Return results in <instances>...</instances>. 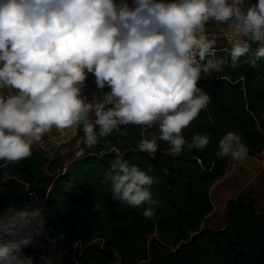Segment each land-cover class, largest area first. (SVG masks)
Returning <instances> with one entry per match:
<instances>
[{
  "label": "clouds",
  "instance_id": "obj_1",
  "mask_svg": "<svg viewBox=\"0 0 264 264\" xmlns=\"http://www.w3.org/2000/svg\"><path fill=\"white\" fill-rule=\"evenodd\" d=\"M210 22L222 26L223 44ZM262 59L264 0H0V168L29 158L53 129L73 127L86 147L133 125L158 126L136 146L149 156L161 141L173 156L203 150L207 133L183 136L210 103L199 81L226 67L256 68ZM89 76L99 92L91 98ZM217 148L218 159L248 156L233 131ZM150 171L117 154L101 183L113 200L143 207L142 216L154 220L159 201ZM46 237L38 201L0 209V264H37L25 250L44 248ZM61 254L41 255L40 262L54 264Z\"/></svg>",
  "mask_w": 264,
  "mask_h": 264
},
{
  "label": "trees",
  "instance_id": "obj_2",
  "mask_svg": "<svg viewBox=\"0 0 264 264\" xmlns=\"http://www.w3.org/2000/svg\"><path fill=\"white\" fill-rule=\"evenodd\" d=\"M207 27L217 34L216 24ZM198 86L210 94V103L183 136L190 141L195 133H207L210 142L203 150L185 148L171 156L170 146L161 141L149 156L136 146L158 126L133 125L124 135L113 132L86 147L82 130L75 127L73 140L81 144L75 159L50 157L33 146L29 158L0 168V209L10 203L18 208L32 204L33 193L45 210V247L25 250L35 255L37 264L41 255L60 253L54 264H74L76 259L80 264H264V212L252 205L229 200L224 228H201L213 209L209 189L229 165L230 158H217L220 138L233 131L242 135L248 155L264 151V59L256 68L226 67ZM117 154L142 170L151 168L149 174L157 178L152 186L153 198L159 201L154 220L142 216L143 207L113 200L109 185L101 183ZM162 169H167L166 175Z\"/></svg>",
  "mask_w": 264,
  "mask_h": 264
},
{
  "label": "crops",
  "instance_id": "obj_3",
  "mask_svg": "<svg viewBox=\"0 0 264 264\" xmlns=\"http://www.w3.org/2000/svg\"><path fill=\"white\" fill-rule=\"evenodd\" d=\"M217 28V25H216ZM71 134V139L74 138L75 127L67 129ZM50 136L46 135L42 138L41 141L37 142L40 149H42L45 153L50 147ZM76 144H80L79 141H74ZM49 144V145H48ZM37 147V144L36 146ZM58 154H62V152H58ZM48 155V154H47ZM51 156V155H48ZM67 156V154H64ZM76 156L72 159H75ZM251 163H244L242 166L238 165V161L229 159L228 168L219 180L214 182L209 189V198L212 203V211L206 215L201 223V228L208 230H220L223 229L226 223V203L229 200H235L239 203H246L252 205L258 212H264V193L258 198L255 197V194L252 193L251 186L254 182L262 183L261 191H264V182L259 180L264 173V168H260L257 162V157L248 155ZM71 159V160H72ZM245 165H249V168ZM232 166V168H229ZM245 167V168H244ZM239 168V171L247 173L246 176H239L231 178V174L234 170ZM258 169V170H257ZM237 172V171H235ZM250 178L247 180V178ZM262 197V199H261ZM253 198V199H251ZM250 199V200H249Z\"/></svg>",
  "mask_w": 264,
  "mask_h": 264
},
{
  "label": "rangeland",
  "instance_id": "obj_4",
  "mask_svg": "<svg viewBox=\"0 0 264 264\" xmlns=\"http://www.w3.org/2000/svg\"><path fill=\"white\" fill-rule=\"evenodd\" d=\"M217 26H218L217 27L218 29L220 27H222L220 25H217ZM219 42H220V44H223V42H221V41H219ZM94 89H96L94 79L91 76H89L88 81H87V86L85 89V93L88 96H90ZM46 135L50 136V141H51L50 142L51 145L48 148V150L46 151V154L54 156V155L58 154V152H62V155L67 154V156L65 157L67 162H68V160H71L75 156L77 157V155L81 149V144L78 145V144L74 143V140L71 139L72 136H71L70 132H68L67 129L64 130L63 132H57L55 129H53L50 133L45 134V136ZM36 144H37V147H39L38 143H36ZM36 144H34V146H36ZM167 153L169 155L173 156L170 153V151H168ZM254 157H257V159L259 161L257 163L260 166V168H262V167L264 168V151L262 153H260L259 155L254 156ZM237 163L239 166H242V164L251 163V161L249 160V158L247 156V158L245 160L238 161ZM245 166L249 168V165H245ZM229 168H232V166H230ZM238 170H239V168H237L236 170H234L232 172L231 178L235 177V175L236 176L238 175V177L239 176H246V177L248 176L247 173H244L242 171L238 172ZM235 171H237V172H235ZM250 178L248 177L247 180H249ZM262 179H263V181H261V182H264V173L262 174V176L259 180H262ZM261 185H262V183H259V182H254L252 184L251 189H252V193L255 194V197L259 198L260 195L261 196L263 195L264 191H261V188H260ZM251 199H253V198H251ZM261 199H262V197H261Z\"/></svg>",
  "mask_w": 264,
  "mask_h": 264
},
{
  "label": "built area",
  "instance_id": "obj_5",
  "mask_svg": "<svg viewBox=\"0 0 264 264\" xmlns=\"http://www.w3.org/2000/svg\"><path fill=\"white\" fill-rule=\"evenodd\" d=\"M218 27V26H217ZM216 32H217V34H218V37H221L222 38V27H220L219 29L217 28L216 29ZM107 89H105V91H106ZM93 92H97V94H99V92H98V90L96 89L95 91H93ZM92 92V93H93ZM92 93H91V95H92ZM91 95L89 96V98H91ZM81 153V151L78 153V154H80ZM31 196L33 197V199H34V201H38V199H37V197H36V195L35 194H33V193H31Z\"/></svg>",
  "mask_w": 264,
  "mask_h": 264
}]
</instances>
